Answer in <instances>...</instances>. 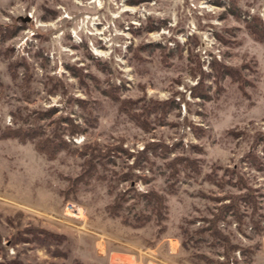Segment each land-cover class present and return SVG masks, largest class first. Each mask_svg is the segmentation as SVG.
Wrapping results in <instances>:
<instances>
[{
  "label": "rangeland",
  "instance_id": "374dc122",
  "mask_svg": "<svg viewBox=\"0 0 264 264\" xmlns=\"http://www.w3.org/2000/svg\"><path fill=\"white\" fill-rule=\"evenodd\" d=\"M130 1L0 0V131L54 129L67 144L49 159L0 136V263L264 264L250 224L264 215V0ZM126 106L153 110L136 121ZM84 145L103 158L75 180ZM176 157L198 173L169 178ZM151 191L166 218L134 225V192ZM248 191L257 212L243 203V224H217L227 242L211 235L220 205ZM119 193L125 222L106 210Z\"/></svg>",
  "mask_w": 264,
  "mask_h": 264
},
{
  "label": "trees",
  "instance_id": "16d2710c",
  "mask_svg": "<svg viewBox=\"0 0 264 264\" xmlns=\"http://www.w3.org/2000/svg\"><path fill=\"white\" fill-rule=\"evenodd\" d=\"M138 0H131L130 3L134 4L135 2H137ZM261 39H264V33L259 35ZM9 71L12 72V76H15V72L11 69V65L9 67ZM114 98L113 100H117V98ZM202 99H205L206 96L205 95H201ZM124 103H122V105L124 106ZM143 111L141 113H131L128 109V107H121L118 110L121 112H127V114L134 120L137 121V119L139 118V116L142 115H147L150 113V111H152L153 109L150 107H143ZM52 114V111H49L47 113H43V114H39L38 115V119H42L45 116L48 117L49 115ZM69 122V129L68 132L69 133H75L77 131H80L75 125H73L71 123V121ZM58 121L56 122L57 125ZM0 136L1 138H11V139H16L20 142H33L35 149L38 153H42L44 154L47 158L52 159L53 157L56 156V154L64 149L67 144L66 142L59 136V134L57 133V131H55L54 129L52 130V133L50 136H47L44 131L41 130L40 127H33V126H26V127H16V128H10V127H6L3 130L0 131ZM157 145V144H156ZM156 145L150 144L147 145L142 151L138 152L137 154V158L135 160V164H133L132 167H130V169H132L133 167H140L143 163L145 164H149L150 160H149V154L151 153L152 155L156 154L157 151V147ZM84 150L82 151V153H80V155L83 157V163H82V167L80 170L79 175L75 178V180H81L84 178H91L92 176H94V174H96L95 170H96V165L95 163H93V159L95 157H98L97 159L100 160L101 158H103L102 153L99 152V150L97 149V147H92L90 150V155L89 157H87V149H90L89 145H84L83 146ZM122 150V149H120ZM123 152V150H122ZM107 156V154L104 155V157ZM86 158V159H85ZM254 159L255 156L253 157ZM184 164L185 168H189L191 167L192 170L195 173L197 172V168L196 165L193 161H191L190 159L186 158V157H176L173 160H169L166 162V167L171 170V173H169V178H175L177 173H178V169L177 166ZM130 173V174H129ZM127 172V173H123L121 175V179L122 180H131L133 178H136L135 175L131 172ZM208 179L211 180V178L208 176ZM134 189L133 188H129L128 192H132ZM248 190V189H247ZM227 199L229 200V203H226L224 205H220V207L218 208L217 213H214L212 216V219L209 221V226L207 228V230H209L210 234L215 236V238L223 241V242H227V237H224L220 231L217 229V224L221 221H225L226 217L228 215H232L237 222L240 224H243L244 220L242 219V215L240 214V208H241V204L245 203L247 205L251 206V214L254 215V213L257 212V203L255 200L254 195L251 192H246V193H239L236 195H231L229 197H227ZM134 200L135 203L134 205H136V209H132L133 211V215L131 216L132 219V223L134 225H142L144 224V222H146L148 219H150L151 215L153 214V218L156 222V224L160 225L161 221L164 220L166 218V206H165V197L162 194H159L155 191H151V192H147V193H136L134 192ZM127 201V199L124 198L123 193H119L113 202H111L110 204L106 205V210L109 213V215L111 216H118L121 218V220L123 222H125L127 216L125 215L122 216L120 215V212L123 210L122 207V203ZM131 206L132 205H128ZM138 206V207H137ZM146 212H148L149 214H145ZM261 216L263 217L261 220H255V219H251L250 220V224L253 228V231L257 232L260 236H264V215L261 214ZM129 222V221H127ZM261 222V224H260ZM204 232V229L200 230V231H195L196 233H201ZM189 231H187V229L184 230V233L187 235ZM228 246V245H227ZM229 249H231L232 251L234 249H236V246L234 245H230ZM0 264H14V263H0ZM216 264H228L227 261L225 263L223 262H217Z\"/></svg>",
  "mask_w": 264,
  "mask_h": 264
},
{
  "label": "water",
  "instance_id": "95a60500",
  "mask_svg": "<svg viewBox=\"0 0 264 264\" xmlns=\"http://www.w3.org/2000/svg\"><path fill=\"white\" fill-rule=\"evenodd\" d=\"M23 20H26V19H23Z\"/></svg>",
  "mask_w": 264,
  "mask_h": 264
},
{
  "label": "built area",
  "instance_id": "2783aa9c",
  "mask_svg": "<svg viewBox=\"0 0 264 264\" xmlns=\"http://www.w3.org/2000/svg\"><path fill=\"white\" fill-rule=\"evenodd\" d=\"M116 264H118V263H116Z\"/></svg>",
  "mask_w": 264,
  "mask_h": 264
}]
</instances>
